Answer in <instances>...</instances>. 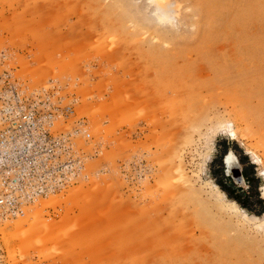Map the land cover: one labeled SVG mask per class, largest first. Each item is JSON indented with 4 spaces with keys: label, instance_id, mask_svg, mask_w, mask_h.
<instances>
[{
    "label": "rangeland",
    "instance_id": "rangeland-1",
    "mask_svg": "<svg viewBox=\"0 0 264 264\" xmlns=\"http://www.w3.org/2000/svg\"><path fill=\"white\" fill-rule=\"evenodd\" d=\"M161 1L0 0V56L22 79L67 84L103 146L97 176L0 219V264H264V207L216 182L255 190L253 165L264 201V0ZM223 140L248 157L236 172L224 154L219 171Z\"/></svg>",
    "mask_w": 264,
    "mask_h": 264
},
{
    "label": "built area",
    "instance_id": "built-area-1",
    "mask_svg": "<svg viewBox=\"0 0 264 264\" xmlns=\"http://www.w3.org/2000/svg\"><path fill=\"white\" fill-rule=\"evenodd\" d=\"M2 51L0 66V219L24 217L37 202L66 192L99 174L90 163L103 151L80 116L76 94L49 78L22 79ZM122 172L125 164L122 165ZM143 162L136 175H150ZM102 171V170H101ZM107 171V169H104Z\"/></svg>",
    "mask_w": 264,
    "mask_h": 264
},
{
    "label": "bare ground",
    "instance_id": "bare-ground-1",
    "mask_svg": "<svg viewBox=\"0 0 264 264\" xmlns=\"http://www.w3.org/2000/svg\"><path fill=\"white\" fill-rule=\"evenodd\" d=\"M158 2H159V0H158ZM163 2H164V1H163ZM160 3L163 4L161 0H160ZM166 3H168V2L166 1ZM166 3H165V4H166ZM165 4H164V5H165ZM159 12H160V11H159ZM165 16H166V13H165ZM169 16H170V15H169ZM163 17H164V15H163ZM165 18H166V17H165ZM230 133H231V135L236 136V130H235V129L230 128ZM179 151H180V150H179ZM180 153H181V152H180ZM177 156H179V155L177 154ZM177 158H178V157H177ZM179 159H180V158H179ZM172 160H174V159H172ZM255 161H257V163H260V162H261V159L258 158V159L255 160ZM181 162H182V160H181ZM178 163H179V161H178ZM239 163H240V162H239V159H238V157L236 156V154H235L233 151H230V152H228V153L226 154V165L228 166V169H229L228 171H230V172H231L232 170L234 171L235 167L237 166L236 164H239ZM179 164H180V163H179ZM172 166H173V165H172ZM172 166H171V167H172ZM167 167H168V166H167ZM174 167H175V166H174ZM179 167H180V166H179ZM179 167H178V168H179ZM183 167H184V166H183ZM183 167H180V168L177 170V171H179V173H181V176H182V175L184 174V172H185V170H184ZM164 172H165V171H164ZM169 172H171V171H167L166 174H168V175H172L171 173H173L174 171L171 172L170 174H169ZM234 172H236V171H234ZM168 175H166V177H167ZM185 175H187V174H185ZM185 175H184L183 177H185ZM164 176H165V174H164ZM166 177H165V180H166V179H169V178H166ZM169 177H170V176H169ZM183 177H182V178H183ZM170 178H171V177H170ZM186 178H187V177H185V179H186ZM188 178H189V177H188ZM188 178H187V179H188ZM180 179H181V178H180ZM187 179H186V180H187ZM162 180H164V179H161L160 181H162ZM189 181H191V180H189ZM164 182H165V181H164ZM166 182H167V183H170V182H172V181L168 182V180H166ZM178 183H179V182H178ZM183 183H184V182H183ZM162 184H165V183H162ZM192 184H193V183H192ZM173 185H175V184H173ZM176 185H177V184H176ZM176 185H175V186H176ZM165 186H166V185H165ZM165 186H164V187H165ZM185 186H186V185H185ZM166 187H167V186H166ZM193 187H194V186H193ZM193 187H192V188H193ZM217 187H218V186H217ZM174 188H175V187H174ZM150 189H152V188H150ZM164 190H165V189H164ZM173 190H174V189H173ZM178 190H179V189H178ZM262 190L264 191V186L262 187ZM174 191H176V190H174ZM174 191H173V192H174ZM180 191H181V190H180ZM149 192L152 193V191H149ZM191 192H192V191H191ZM163 193H165V192L163 191ZM181 193H183V192H181ZM193 193H195V192H193ZM221 193H222V194H225V193H223L222 191H221ZM166 194H167V193H166ZM178 194H179V193H178ZM185 195H186V193H185ZM175 196H177V195H175ZM175 196H174V198H176ZM182 196H183V195H182ZM148 197H149V196H148ZM151 197H152V196H151ZM162 197H163V194H162ZM167 197H168V196H167ZM152 198H153V197H152ZM157 199H158V198H157ZM169 199H170V198H169ZM179 199L182 200V199H185V198L182 197V198H179ZM179 199H178V200H179ZM163 201H164V200H163ZM173 201H174V200H173ZM173 201H172V202H173ZM182 201H183V200H182ZM47 202H48V201H47ZM170 202H171V201H170ZM174 202H175V201H174ZM180 202H181V201H180ZM180 202H179V203H180ZM183 202H184V201H183ZM177 203H178V202H177ZM44 204L46 205V202H45V203L42 202V205H44ZM174 204H175V203H174ZM40 205H41V204H39L38 206L40 207ZM42 205H41V206H42ZM48 205H49V204H48ZM154 205H155V204H154ZM180 205H182V202H181ZM38 206H35L34 209H32V210H34L33 213L36 214V213L38 212L37 209L39 210V209L41 208V207L39 208ZM182 206H183V205H182ZM143 207H144V206H143ZM145 207H146V206H145ZM173 207H174V206H173ZM183 207H184V206H183ZM176 208H177V205H176ZM176 208H175V209H176ZM179 208H180V207H179ZM179 208H177V209H179ZM185 208H187V207H185ZM143 209H144V208H142L141 210H143ZM146 209H147V208H146ZM153 209H154V208H153ZM158 209H159V208H158ZM35 210H36V211H35ZM141 210H140V214H141ZM144 210H145V209H144ZM142 212H143V211H142ZM29 213H30V212H29ZM171 213H172V212H170V214H171ZM173 213H174V212H173ZM173 213L171 214L172 217H174V214H173ZM175 213H178V211L175 212ZM181 213H182V212H181ZM35 214H34V216H35V217H38V214H39V213H37V215H35ZM171 215H169V216H171ZM141 216H142V215H141ZM141 216H140V217H141ZM146 216H147V215H146ZM148 216H150V215H148ZM166 217H167V215H166ZM141 218H142V217H141ZM147 218H148V217H147ZM186 218H187V217H186ZM35 219H36V218H35ZM171 219H172V218H171ZM182 219H183V218H182ZM37 220H38V219H37ZM37 220H34V221L31 223V226H29V228H30V229H29V232H33V234H35L34 232H36V231H38V230H41V231H42V230L44 229V231L46 232V233H45V232H44V233L47 234V236L51 235V233H52V228H51L52 224H45V225H43V228L39 229V228H40V227H39L40 225L38 224L39 222H37ZM150 220H151V219H150ZM153 220H154V219H153ZM180 220H181V218H180ZM148 221H149V220H148ZM14 222H15V221H14ZM146 222H147V220H146ZM149 222H150V221H149ZM155 222H156V221H155ZM8 223H10V222H8ZM23 223H25V219H24V220H23V219H19V220H17V221L14 223V224H15V225H14V228H15V229H13V230H15V232H17V230H19V228L22 226ZM63 223H65V222H63ZM143 224H144V223H143ZM146 224H148V223H146ZM167 224H168V223H167ZM57 225H58V224H56V226H55L56 229L58 228ZM65 225H67V224H65ZM65 225H64V226H65ZM153 225H154V224H153ZM180 225H181V224H180ZM135 226H136V225H135ZM154 226H155V225H154ZM154 226H152V227H154ZM181 226L183 227V225H181ZM138 227H140V226H138ZM145 227H146V226H145ZM147 227H148V226H147ZM150 227H151V226H150ZM155 227H156V226H155ZM160 227H161V225H160ZM156 228H157V227H156ZM158 228H159V225H158ZM177 228H178V227H177ZM203 228H204V227H203ZM60 229H61V228H60ZM62 229H63V228H62ZM66 229H67V228H66ZM66 229H65V230H66ZM180 229H182V228H180ZM13 230H12V231H13ZM144 230H145V228H144ZM155 230H156V229H154V231H155ZM53 231H54V228H53ZM147 231H149V230H147ZM180 231H181V230H180ZM8 232H9V231H8ZM38 232H39V231H38ZM59 232H60V231H58V233H59ZM61 232H63V231L61 230ZM64 232H65V231H64ZM68 232H69V231H68ZM149 232H151V231H149ZM149 232H148V233H149ZM176 232H177V231H176ZM25 233H28V231L25 232ZM25 233H24V234H25ZM58 233H57V236H58ZM152 233H153V232H152ZM168 233H169V232H168ZM178 233H179V231H178ZM178 233H177V235H178ZM28 234L32 235V233H28ZM28 234H26V235H27V237L30 238V236H28ZM52 234H53V233H52ZM54 234H55V233H54ZM179 234H180V233H179ZM70 235H71V234H70ZM161 235H162V233H161ZM180 235H181V234H180ZM54 236H55V235H54ZM57 236H56V237H57ZM132 236H133V235H132ZM148 236H149V235H148ZM27 237L25 236V238H27ZM45 237H46V236H45ZM45 237H43V238L45 239ZM59 237H61V236H59ZM59 237H58V239H59ZM62 237H63V236H62ZM176 237H177V236H176ZM205 237H206V236H205ZM156 238H157V237H156ZM167 238H168V237H167ZM172 238H173V237H172ZM60 239H61V238H60ZM161 239H162V238H161ZM168 239H169V238H168ZM42 240H43V239H42ZM145 240H146V239H145ZM153 240H154V239H153ZM157 240H158V239H157ZM170 240H171V238H170ZM173 240H174V239H173ZM176 240H177V239H176ZM164 241H165V240H164ZM164 241H163V242H164ZM171 241H172V240H171ZM177 241H178V240H177ZM157 242H158V241H157ZM165 242H166V241H165ZM168 242H169V241H167V244H168ZM172 242H175V241H172ZM179 242H180V240H179ZM179 242H178V243H179ZM182 242H183V241H182ZM169 243H171V242H169ZM178 243H177V244L175 243V244L179 247ZM158 244H160V243H158ZM161 244H162V240H161ZM163 244H166V243H163ZM179 244H180V243H179ZM181 244H182V243H181ZM181 244H180V245H181ZM141 245H142V244H141ZM172 245H174V243H173ZM172 245L170 244L169 246L172 247ZM160 246H161V245H160ZM169 246H166V247H169ZM141 247H142V246H141ZM175 247H176V246H175ZM175 247L173 246V249H170V250H171V251H174V248H175ZM167 249H168L167 251H169V248H167ZM176 249H177V248H176ZM176 249H175V251H176ZM164 250H166V248H165ZM159 251H160V250H159ZM162 251H163V250H162ZM175 251L172 252V254H173V253L175 254V253H176ZM164 252H165V251H164ZM169 252H170V251H169ZM145 253H146V252H145ZM170 254H171V253H170ZM170 254H169V255H170ZM142 255H144V254L142 253ZM169 255H168V257H169ZM147 256H148V255H147ZM156 256H158V255H156ZM135 257H136V256H135ZM158 257H159V256H158ZM133 258H134V257H133ZM136 258H138V257H136ZM173 258H174V257H173ZM141 259H142V258H141ZM143 259H144V258H143ZM146 259H147V257H146ZM161 259H162V257H161ZM168 259H169V258H168ZM129 260H130V259H129ZM130 261H132V260H130ZM140 261H141V260H140ZM155 262H156V260H155ZM162 262H163V261H162ZM162 262H161V264H162ZM173 262H174V261H173ZM143 263H144V262H143ZM151 263H152V262H151ZM140 264H141V263H140ZM145 264H146V263H145Z\"/></svg>",
    "mask_w": 264,
    "mask_h": 264
},
{
    "label": "trees",
    "instance_id": "trees-1",
    "mask_svg": "<svg viewBox=\"0 0 264 264\" xmlns=\"http://www.w3.org/2000/svg\"><path fill=\"white\" fill-rule=\"evenodd\" d=\"M222 145H223V153L220 156L218 161L220 164L219 165V171H221V173L224 174V170H225L226 165L223 162V154H224V156H226V154L228 153L230 148L231 149L234 148V151L236 152V148H235L234 143H232V146H231L230 142H228L227 140H223ZM238 157H239L240 163H242V164L248 163L247 162L248 161L247 156L239 155ZM242 177L248 183L249 187L252 188L254 186L255 190L248 191L247 193L244 194L243 188L239 189L236 186H230L228 183H226L224 181V179L216 178V182L220 186V188L227 193V195L229 197L233 198L241 206L249 208L250 207L249 200L250 199H256L257 204H259L261 206V208L263 209L264 201L262 198H260L259 193L256 191L257 185L259 184V179L256 177V172H255L254 166L251 165V166L245 167L243 169V172H242Z\"/></svg>",
    "mask_w": 264,
    "mask_h": 264
},
{
    "label": "water",
    "instance_id": "water-1",
    "mask_svg": "<svg viewBox=\"0 0 264 264\" xmlns=\"http://www.w3.org/2000/svg\"><path fill=\"white\" fill-rule=\"evenodd\" d=\"M225 162H226V160H225Z\"/></svg>",
    "mask_w": 264,
    "mask_h": 264
}]
</instances>
